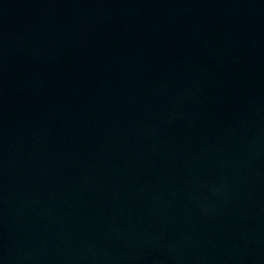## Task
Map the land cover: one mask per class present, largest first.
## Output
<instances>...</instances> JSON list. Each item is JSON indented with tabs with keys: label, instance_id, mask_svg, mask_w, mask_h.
<instances>
[{
	"label": "water",
	"instance_id": "water-1",
	"mask_svg": "<svg viewBox=\"0 0 264 264\" xmlns=\"http://www.w3.org/2000/svg\"><path fill=\"white\" fill-rule=\"evenodd\" d=\"M0 264H264V0H0Z\"/></svg>",
	"mask_w": 264,
	"mask_h": 264
}]
</instances>
